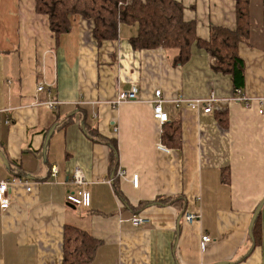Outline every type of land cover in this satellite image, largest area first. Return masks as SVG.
<instances>
[{"label":"crops","instance_id":"obj_1","mask_svg":"<svg viewBox=\"0 0 264 264\" xmlns=\"http://www.w3.org/2000/svg\"><path fill=\"white\" fill-rule=\"evenodd\" d=\"M179 1L204 40L212 26L236 27V0ZM250 21L239 54L242 90L256 98L220 100L206 114L174 101L235 94L232 75L216 70L203 48L174 65L173 48L132 47L136 24H120L118 39L98 44L93 21L81 15L57 38L35 0H0V180L22 179L10 206L0 207V264H62L66 223L101 240L91 264H264V202L259 237L251 236L264 199V0H250ZM133 85L138 100L114 108ZM156 89L167 123L180 124L179 148L162 141ZM48 100L59 103L49 108ZM77 167L89 207L66 199L79 188L71 181ZM136 215L147 222L133 224Z\"/></svg>","mask_w":264,"mask_h":264},{"label":"trees","instance_id":"obj_2","mask_svg":"<svg viewBox=\"0 0 264 264\" xmlns=\"http://www.w3.org/2000/svg\"><path fill=\"white\" fill-rule=\"evenodd\" d=\"M35 9L47 15L50 30L57 38L70 30L72 15L93 21L92 33L98 44L118 39L120 24H136L138 32L129 39L132 47L173 48L176 50L174 65L185 64L196 45L214 59L216 70L232 75L235 88L244 86L245 63L239 54V45L250 36V0H236V27L212 26L208 40L197 36L196 24L184 18V5L179 0H35ZM220 122L224 124V118ZM163 126V143L179 148V122H166ZM256 228L257 220L252 229L254 240L259 237ZM101 243L89 230L66 223L62 264H91Z\"/></svg>","mask_w":264,"mask_h":264},{"label":"built area","instance_id":"obj_3","mask_svg":"<svg viewBox=\"0 0 264 264\" xmlns=\"http://www.w3.org/2000/svg\"><path fill=\"white\" fill-rule=\"evenodd\" d=\"M44 85L39 84L38 90H43ZM139 87L137 85L131 86L130 89L121 91L117 95V97L111 101V104L114 108L121 105L123 102L127 101H136L138 100V92ZM256 97H250L246 95L241 88L235 89V94L230 98H219L214 90H212L209 95L201 98H191L186 99L183 97H177L175 98L176 105L178 107H181L182 105H185L186 107L201 110L202 112L206 114H213L216 104L220 100H238V101H245L246 103L249 102V100H253ZM257 99H264V96L257 97ZM166 101L162 91L160 89H156L154 91L153 98L151 100L152 106H153V116L154 118L161 124L164 125L166 122H168L169 117L168 113L164 109V102ZM59 103L58 100H48L44 102V104L49 108H54ZM9 122V120H7ZM160 148L167 149L165 145L160 144ZM57 173V168L52 167V175H55ZM122 175H126V172H121ZM22 179H2L0 180V207L2 209L8 208L11 204V188L15 182L21 183ZM131 180L134 186L139 185V175L137 173L132 174ZM71 181L73 184L78 186L76 190L69 191L67 194V202L70 205L73 206H83V207H89L91 204V194L88 190L84 188H80V186H83L84 184L88 183V180L83 172V170L79 167L75 168L74 172L71 176ZM24 184H28V182H23ZM27 188L30 190L31 187L28 185ZM199 216V215H198ZM197 217L195 213L187 212L185 214V219L188 222H193L194 219ZM132 223L135 225H142L147 222V219L141 216H133L132 217ZM202 239L204 241H209L210 236L203 235Z\"/></svg>","mask_w":264,"mask_h":264},{"label":"water","instance_id":"obj_4","mask_svg":"<svg viewBox=\"0 0 264 264\" xmlns=\"http://www.w3.org/2000/svg\"><path fill=\"white\" fill-rule=\"evenodd\" d=\"M263 202H264V199L262 200V202H261V203L259 204V206L257 207V209H256V211H255V214H254V218H253V220H252L251 236H252V238H253V241H254V237H253L252 229H253V226H254L255 220H256V218H257L259 212H260V209H261V206H262Z\"/></svg>","mask_w":264,"mask_h":264}]
</instances>
